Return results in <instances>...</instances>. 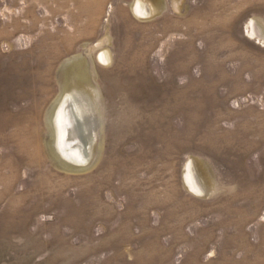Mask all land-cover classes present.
I'll list each match as a JSON object with an SVG mask.
<instances>
[{
	"label": "rangeland",
	"instance_id": "1",
	"mask_svg": "<svg viewBox=\"0 0 264 264\" xmlns=\"http://www.w3.org/2000/svg\"><path fill=\"white\" fill-rule=\"evenodd\" d=\"M0 264H264V0H0Z\"/></svg>",
	"mask_w": 264,
	"mask_h": 264
},
{
	"label": "bare ground",
	"instance_id": "2",
	"mask_svg": "<svg viewBox=\"0 0 264 264\" xmlns=\"http://www.w3.org/2000/svg\"><path fill=\"white\" fill-rule=\"evenodd\" d=\"M139 3L140 10L144 11V5L141 4V1ZM77 113L78 110L76 109L74 102L71 100V96H65L56 110L55 121L58 130L59 147L66 154L70 155L71 158L73 157L75 160H80L87 156L88 144L86 141L87 139L85 138V131H81L79 128ZM190 179L191 184L195 187L196 184L194 180L191 177Z\"/></svg>",
	"mask_w": 264,
	"mask_h": 264
}]
</instances>
